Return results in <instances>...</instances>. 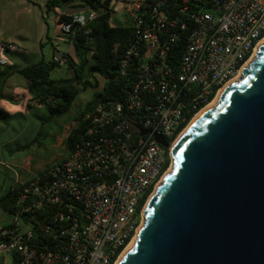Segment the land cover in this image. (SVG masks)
Wrapping results in <instances>:
<instances>
[{
  "label": "built area",
  "instance_id": "built-area-1",
  "mask_svg": "<svg viewBox=\"0 0 264 264\" xmlns=\"http://www.w3.org/2000/svg\"><path fill=\"white\" fill-rule=\"evenodd\" d=\"M122 5L129 8L133 32L120 72L128 76L132 70L133 77L118 100L97 105L87 116V130L68 157L52 166L46 182L22 185L17 212L0 224V263L11 264L16 255L17 264H120L144 223L149 199L171 170L175 142L264 43V0ZM96 17L82 13L74 22L84 26ZM183 36L175 64L169 56ZM54 60L65 65L63 53ZM8 63L0 58L1 66ZM136 125L150 134L142 135ZM154 134L172 139L169 148Z\"/></svg>",
  "mask_w": 264,
  "mask_h": 264
},
{
  "label": "water",
  "instance_id": "water-1",
  "mask_svg": "<svg viewBox=\"0 0 264 264\" xmlns=\"http://www.w3.org/2000/svg\"><path fill=\"white\" fill-rule=\"evenodd\" d=\"M252 60L173 150L120 264H264V43Z\"/></svg>",
  "mask_w": 264,
  "mask_h": 264
},
{
  "label": "trees",
  "instance_id": "trees-1",
  "mask_svg": "<svg viewBox=\"0 0 264 264\" xmlns=\"http://www.w3.org/2000/svg\"><path fill=\"white\" fill-rule=\"evenodd\" d=\"M107 1L109 0H48L46 3L48 12L56 9L65 11L68 7L80 5L90 8L86 13H97V17L84 26L74 22V16L62 14L59 17L63 26L71 25L68 32H63L67 43L74 48L75 57L68 54H63V56L65 58L64 66L73 69V77L52 78V73L56 69L64 67L56 63L54 58L51 60L42 59L26 67L7 66L0 74L1 89L5 81L14 73L23 76L29 82L32 101L46 107L50 114L48 119L66 116L72 110L75 100L81 93L89 89L94 90L92 99L78 112L75 119L76 126L69 133L65 142L68 155L74 150L78 140L89 126L87 116L97 105L118 100L123 94L122 89L129 82L128 79L133 77L132 70L128 71V76H122L120 72V62L131 44L133 26L127 21L114 18L113 8V2L118 3L126 0H110L108 7L106 6ZM177 44L173 46L172 55L169 56V60L175 64L184 50L185 37L183 36ZM41 48H44V44H41ZM99 78L104 79L101 90H97L100 84ZM0 114L1 120L5 119V115L8 116L2 112ZM167 141L172 142V139H167ZM51 168L41 172L32 180H38L40 183L46 182ZM21 189L22 185H15L0 197L2 211L11 215L17 212V198ZM38 214L33 215L34 221L39 220L40 215ZM12 258L11 264H17L16 255Z\"/></svg>",
  "mask_w": 264,
  "mask_h": 264
},
{
  "label": "rangeland",
  "instance_id": "rangeland-1",
  "mask_svg": "<svg viewBox=\"0 0 264 264\" xmlns=\"http://www.w3.org/2000/svg\"><path fill=\"white\" fill-rule=\"evenodd\" d=\"M134 1V0H129ZM38 4H29L21 6V12L17 22H11L12 26L7 25V21L0 18V36L9 41H13L24 47H31L39 38H46L54 32L55 25L52 21V14H48L45 6ZM115 10L123 12L127 23L132 24L128 6L122 5V2H113ZM9 24V23H8ZM48 26L50 30H48ZM11 33V34H10ZM6 34V36H4ZM30 45V46H29ZM74 50V49H73ZM67 52V53H66ZM68 54V51H63ZM69 55V54H68ZM65 68H58L52 73V78H59ZM70 74V72H69ZM100 84L97 90H101L104 85V79L99 78ZM94 90H87L81 93L75 100L72 110L64 117L49 118V112L45 106L40 109L33 107L28 123L19 124L17 120L12 122L8 134L0 135V142H6L9 137L16 141L9 144L0 143V159L9 166L15 165L12 159H19L17 165L25 170L24 176L28 179L37 177L41 172L51 168L59 161L68 157L65 142L69 133L76 126V117L87 102L93 97ZM32 98V95L29 96ZM34 106V101L30 102ZM25 126V127H24ZM31 144V145H30ZM5 145V146H4ZM16 166V165H15ZM17 169V168H16ZM12 171L7 169L5 164H0V195L6 192L9 178L12 177ZM11 214L0 209V224L10 221Z\"/></svg>",
  "mask_w": 264,
  "mask_h": 264
},
{
  "label": "crops",
  "instance_id": "crops-1",
  "mask_svg": "<svg viewBox=\"0 0 264 264\" xmlns=\"http://www.w3.org/2000/svg\"><path fill=\"white\" fill-rule=\"evenodd\" d=\"M45 6L48 0H0V18L7 21L8 26H12V22H17L19 19L21 6L29 5V4H38ZM129 1V0H126ZM71 7H81L80 5H75ZM47 10V8H46ZM66 11V10H65ZM65 11L60 9H56L55 11L48 12V14H52V21L55 25L54 32L51 35H48L46 38H39L35 41L31 47H24L18 45L13 41H9V39L5 40L0 36V58L5 57L8 60V64L6 66L0 67V74L5 70L7 66H12L14 68L26 67L32 63L39 62L42 59L51 60L59 53L63 51H68V54L71 57H75L74 48L71 44L67 43L66 36L63 32V25L59 21V17L62 14H66ZM122 16L124 17L123 12H116L114 18L122 21ZM9 23V24H8ZM48 30L50 27L48 26ZM11 34V33H10ZM6 36V34L4 35ZM52 41H50V40ZM52 42V43H51ZM41 44H44V48H41ZM14 45L16 49L14 51H7V46ZM30 46V45H29ZM67 53V52H66ZM65 70L60 75L59 78L64 77H73L74 72L73 69L64 66ZM70 72V74H69ZM0 83V112L7 114L5 115V119H0V135L4 137V134H8L9 127L12 125L14 120H17L19 124L25 122V126L28 123V118L31 116V111L33 107L40 109L43 105L36 103V106L31 104L32 98L29 96V82L20 74L14 73L7 81H5L4 85ZM80 96V95H79ZM32 106V107H30ZM1 117V114H0ZM24 126V127H25ZM16 141L15 138H10L4 143L1 144H9ZM4 145V146H5ZM15 162V165L9 166L6 162L1 161L0 164H5L6 168L12 171V177L9 178V184L6 188V192L2 195L6 194L13 186L15 185H23L24 183L32 180L28 179L24 176V171L21 166L17 165V161L19 159H12ZM64 160V159H63ZM62 161V160H61ZM60 162V161H59ZM17 168V169H16ZM36 178V177H35ZM34 179V178H33ZM0 195V197L2 196ZM8 222V221H7ZM6 223V222H5ZM3 224V223H2Z\"/></svg>",
  "mask_w": 264,
  "mask_h": 264
},
{
  "label": "bare ground",
  "instance_id": "bare-ground-1",
  "mask_svg": "<svg viewBox=\"0 0 264 264\" xmlns=\"http://www.w3.org/2000/svg\"><path fill=\"white\" fill-rule=\"evenodd\" d=\"M251 62H253V60L251 61ZM237 81V79L233 82V83H235ZM232 83V84H233ZM224 90V89H223ZM223 90L218 94V96H217V98L205 109V110H207V109H210V108H213L217 103H218V100H219V98H220V96H221V94H222V92H223ZM200 115V114H199ZM198 115V116H199ZM198 116L196 117V118H198ZM195 118V119H196ZM192 124V123H191ZM191 124L189 125V127L181 134V136L177 139V141L175 142V144H174V146H173V150L176 148V146L182 141V139H183V137H184V135L188 132V130H189V128H190V126H191ZM172 171H173V164H172V167H171V170H170V172L169 173H167V174H171L172 173ZM165 178V177H164ZM163 183V182H162ZM144 223H145V221H144ZM144 223H143V225L141 226V228L144 226ZM140 231V230H139ZM137 239V238H136ZM136 239L133 241V243L131 244V246L128 248V250L127 251H129V250H131L132 248H133V245L135 244V241H136Z\"/></svg>",
  "mask_w": 264,
  "mask_h": 264
}]
</instances>
